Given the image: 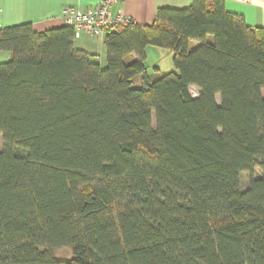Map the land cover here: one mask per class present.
<instances>
[{
	"label": "trees",
	"instance_id": "1",
	"mask_svg": "<svg viewBox=\"0 0 264 264\" xmlns=\"http://www.w3.org/2000/svg\"><path fill=\"white\" fill-rule=\"evenodd\" d=\"M74 41L0 29V264H264V27L193 0L107 30L106 67Z\"/></svg>",
	"mask_w": 264,
	"mask_h": 264
},
{
	"label": "crops",
	"instance_id": "2",
	"mask_svg": "<svg viewBox=\"0 0 264 264\" xmlns=\"http://www.w3.org/2000/svg\"><path fill=\"white\" fill-rule=\"evenodd\" d=\"M100 0H0V29L31 23L34 31L44 32L64 25L62 11L67 6L86 9L95 6ZM193 0H123L114 7L142 26L155 23L159 8H186ZM227 11L239 14L251 27H264V0H225ZM106 33L91 36L83 34L75 38L76 49L85 51L92 61L96 53L98 39L105 44ZM12 58L9 51L0 50V63Z\"/></svg>",
	"mask_w": 264,
	"mask_h": 264
},
{
	"label": "built area",
	"instance_id": "3",
	"mask_svg": "<svg viewBox=\"0 0 264 264\" xmlns=\"http://www.w3.org/2000/svg\"><path fill=\"white\" fill-rule=\"evenodd\" d=\"M122 1L100 0L95 6L86 9L67 6L62 11L63 22L73 29L75 38L83 34L97 36L106 33L109 29L133 22L131 17L114 11V7Z\"/></svg>",
	"mask_w": 264,
	"mask_h": 264
},
{
	"label": "rangeland",
	"instance_id": "4",
	"mask_svg": "<svg viewBox=\"0 0 264 264\" xmlns=\"http://www.w3.org/2000/svg\"><path fill=\"white\" fill-rule=\"evenodd\" d=\"M93 60L99 63L102 67L107 65V50L104 43L98 39L96 42V53ZM145 65L149 75H153L156 72H176L173 63V54L161 47L148 46L146 48V61ZM190 92L193 97H198L200 92L196 87H191ZM217 102L220 104V97L217 96ZM5 147L3 135L0 133V152L3 151ZM262 175L261 170L257 168L253 174L249 172H243L240 179V187L242 190L247 189L250 186L252 178H258ZM55 256L58 259L69 260L72 258V252L69 248L63 247L55 250Z\"/></svg>",
	"mask_w": 264,
	"mask_h": 264
}]
</instances>
